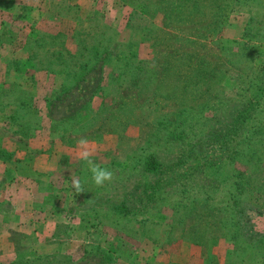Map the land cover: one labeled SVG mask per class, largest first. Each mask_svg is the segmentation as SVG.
<instances>
[{
	"label": "rangeland",
	"instance_id": "rangeland-1",
	"mask_svg": "<svg viewBox=\"0 0 264 264\" xmlns=\"http://www.w3.org/2000/svg\"><path fill=\"white\" fill-rule=\"evenodd\" d=\"M102 57L101 81L94 73L74 88ZM263 66L264 0H0V138L15 146L14 155H0L14 156L21 174L37 179L35 185L16 178L3 187L0 263L56 253L75 262L84 247L98 246L110 264H264V155L248 169L236 165L249 185L233 228L235 208L227 206L223 184L209 200L201 192L168 197V206L152 210V225L143 224V215L135 223L110 214L99 223L82 198L96 185L78 158V140L85 137L92 159L114 174L105 185L111 183L110 203L118 204L121 186L135 179L132 168L158 140L177 126L194 136L199 119L248 101L255 94L250 79ZM65 91L71 104L50 110L48 100ZM9 116L16 117L14 126ZM25 122L29 130L20 125ZM39 155L41 167L57 169L56 177L30 170ZM226 156L216 159L223 164ZM124 173L129 176L121 179ZM73 175L83 192L72 188ZM142 187L137 196L147 195ZM15 211L31 218L21 229L10 225Z\"/></svg>",
	"mask_w": 264,
	"mask_h": 264
},
{
	"label": "trees",
	"instance_id": "trees-1",
	"mask_svg": "<svg viewBox=\"0 0 264 264\" xmlns=\"http://www.w3.org/2000/svg\"><path fill=\"white\" fill-rule=\"evenodd\" d=\"M244 37H248V33H245ZM103 58H100L98 63L91 66L74 82V88L77 89L80 84L88 83L90 76L94 73L100 75L99 81H101ZM101 64L103 65L101 66ZM248 85L255 92L253 97L244 103L231 107L225 114H216L209 119H199L194 125L192 132L195 133L194 136L185 135V131H179L181 127L177 126L171 135L166 136L163 143H159L158 140V148L146 152L144 157L132 168V174L135 173L133 175L136 180L140 178L145 180L143 187L142 185L135 186V179L127 188L121 186L123 196L120 203H110L114 197L108 189L112 187L111 183L104 184L103 187L96 186L91 189L89 194H84L82 198L84 201H89L91 210L95 213L98 222L109 218L110 214L125 219L130 218L134 222L138 220L136 217L143 215L144 217L148 216L146 220H142L143 224L145 226L152 225L155 220L151 214L152 210L156 206L160 208L161 206H168L166 204L168 197L180 194L189 198L193 193L201 192L204 195L203 198L209 200L223 184L225 185L224 199H227V206L230 209L235 208L229 220V227L233 228L235 225L238 227L239 221L237 219L239 220V216L243 215L239 212V209H242L240 198L249 184L244 174L236 169V165L239 164L248 169L253 163L255 166L258 165L264 155V66L257 76L250 79ZM72 101L70 92L65 91L61 97L48 100L49 109L52 110L61 104H71ZM48 114L51 116V111ZM15 120V116H9L6 122L14 126ZM26 123L30 122L20 123V125L29 130ZM53 123L56 124L58 121L53 120ZM198 127L200 128L199 131L196 130ZM20 134L26 138L33 137L29 131ZM225 156L226 159L223 164L216 159ZM187 162H191V166L180 174L177 184H170L176 187L167 188V183L175 177L174 173L178 169L186 167ZM217 162L219 165L215 168ZM219 166L221 170L217 169ZM216 173L219 176H216ZM208 174L209 180L207 179ZM120 175L121 179L123 176H129L125 173ZM201 181L203 182L202 185L196 187ZM138 187L146 190V200V196L136 195ZM141 203L144 205L139 209ZM179 208L178 205L171 206L172 211L174 209L178 212ZM180 217L177 216L174 219L179 220ZM186 219L187 215L182 217L181 226ZM174 232L175 229H172L168 236L174 235ZM97 247H84L82 257L75 262L64 259L65 257L61 253H56L33 258L21 255L6 264H110L111 261L103 256Z\"/></svg>",
	"mask_w": 264,
	"mask_h": 264
},
{
	"label": "crops",
	"instance_id": "crops-1",
	"mask_svg": "<svg viewBox=\"0 0 264 264\" xmlns=\"http://www.w3.org/2000/svg\"><path fill=\"white\" fill-rule=\"evenodd\" d=\"M0 129H4L2 124H0ZM3 141L4 140H2V138H0V151H6V152L12 153L14 155L15 154L14 142H12V141H6L5 144H3ZM37 141H43V140H37ZM11 147H14V149L11 148ZM8 148H11V150H8ZM41 156L42 155H39L38 157L37 156L35 157V159H34V165H33V167L30 166V170L33 173H36V174L48 172L49 178H53V176L56 177V175H57L56 174L57 169H54L53 170L52 167L51 168H49V167L43 168V167H41V164L38 163V158L41 157ZM13 157L10 160V159H5V158H3L2 155H0V202L2 201V197H3L2 196L3 187L5 189H8L9 187H11V186H9V185H11V181L10 180H13V179L16 180V178H19V179H21V178H28V179H30V182L32 184H35L37 182L36 181L37 179H35L34 177L23 176V174H21V171L19 170V168H16V165L14 164V162H16L18 165H19V163L17 162V160L16 161H13ZM32 160H33V157H32ZM32 160H26V162H30V161L32 162ZM12 162H13L15 168L12 166ZM47 175L45 177H47ZM7 176H10V177L7 178ZM18 176H20V177H18ZM12 185H14V183ZM12 190L13 189H11L10 191H12ZM7 196L10 197V195H7ZM46 199H47V196L45 198H43V202H42L43 204H45V200ZM1 219H3V218L0 216V225L1 224H4V223H2ZM30 219L31 218H24V217L22 218L21 216H19V213H17L15 211V214L13 213V215L11 216V220L12 221H10V225L12 224L13 226H19L22 223L23 220H30ZM21 227L22 226L20 225L19 228L21 229ZM24 233H26V232H24Z\"/></svg>",
	"mask_w": 264,
	"mask_h": 264
},
{
	"label": "clouds",
	"instance_id": "clouds-1",
	"mask_svg": "<svg viewBox=\"0 0 264 264\" xmlns=\"http://www.w3.org/2000/svg\"><path fill=\"white\" fill-rule=\"evenodd\" d=\"M78 145L81 148L78 153V158L87 165L88 171L91 173L93 183L98 187H103L106 182H111L113 180V172L107 168L101 167L92 159L93 152L88 147L87 139L85 137H81L78 140ZM71 186L76 193L84 191L80 178L74 175L71 177Z\"/></svg>",
	"mask_w": 264,
	"mask_h": 264
}]
</instances>
